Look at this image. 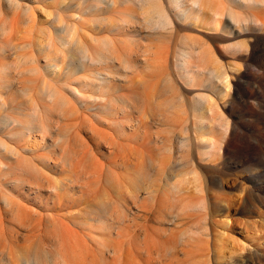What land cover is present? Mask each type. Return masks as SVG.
Instances as JSON below:
<instances>
[{"label": "rangeland", "instance_id": "rangeland-1", "mask_svg": "<svg viewBox=\"0 0 264 264\" xmlns=\"http://www.w3.org/2000/svg\"><path fill=\"white\" fill-rule=\"evenodd\" d=\"M229 1L207 0L214 9ZM145 6L129 0H116L114 7L107 0L98 6L95 0H0V124L15 119L11 133L21 134L16 140L0 130V144L8 145H0V264H18L19 250L37 247L67 250L68 259L92 256L86 263L164 264L171 258L168 264H225L231 244L223 250L217 245L226 240V214L232 224L236 220L240 193L230 182L251 171L253 160L241 155L243 139L264 132V85L257 84H264V72L236 68L245 52L237 45L247 43L246 36L209 29L207 17L176 18L173 30L163 32L155 25L156 8ZM201 54L211 61L204 64ZM211 67L227 71L222 83L229 86ZM101 96L105 100L97 101ZM164 153L180 174L179 193L171 187L167 198L159 188ZM188 158L190 172L184 168ZM33 161L43 168L28 174ZM246 188L264 203V186ZM20 215L35 231L21 228ZM56 221L64 227L62 249ZM102 244H108L105 254ZM142 247L154 257L159 249L172 254L167 249L168 258L159 253L154 260Z\"/></svg>", "mask_w": 264, "mask_h": 264}, {"label": "bare ground", "instance_id": "bare-ground-1", "mask_svg": "<svg viewBox=\"0 0 264 264\" xmlns=\"http://www.w3.org/2000/svg\"><path fill=\"white\" fill-rule=\"evenodd\" d=\"M96 1V6L99 5V3H104L105 0H95ZM131 1L132 3H136V4H139L140 6H143L146 5L145 7H153V8H156V10H154L155 12H157L156 15L158 18H157V21L155 23L156 25V28L158 27V29H162L163 32H166L169 30V32H171L173 29H172V25L174 23L173 20H175L176 18H185V19H189V18H196V19H201L202 17H207L208 22H207V26L209 29H213V30H220V31H226L227 32V29L230 30V34L233 33L235 35H239V36H246L245 38H248V41L247 43H242V44H239L237 45L239 47V50L241 48H244L243 50L245 51L244 53H241L239 54L238 59L239 61L237 62L236 64V68L237 69H244L245 71H259V72H264V0H230L231 2L233 3H236L237 6L240 8L239 10H235V9H232L233 7H230L232 5H230V1L228 2V5L230 6H226L225 8H221V9H214L215 7H212L210 6L211 4H209L207 2V0H129ZM225 2V1H224ZM116 4V0H107V6H111V7H114ZM224 7V6H223ZM238 9V8H237ZM149 12L148 8L146 10V12ZM147 12V14H148ZM193 18V19H194ZM224 18H225V21H224ZM227 18V19H226ZM153 22V21H152ZM177 23V21H175ZM206 24V23H205ZM165 30V31H164ZM171 30V31H170ZM162 33V32H161ZM163 34V33H162ZM164 35V34H163ZM238 37V36H236ZM243 37V38H244ZM238 47L237 50H238ZM235 48V49H236ZM233 49V48H232ZM240 50V51H241ZM202 56L201 57V60L203 61V63H209L211 60H207L208 58H205L203 54H201ZM183 61H185V58L183 59ZM213 64H218V60L216 58H213L212 60ZM215 62V63H214ZM212 64V63H211ZM53 65V64H51ZM208 65V64H207ZM55 66V64L53 65ZM218 66V65H217ZM221 66V64H220ZM219 67V66H218ZM212 69H210V72H215V76L218 80L224 82L223 79L226 78V74H227V71L225 70H220V68H218L219 70H217L216 68H213L211 67ZM223 68V67H222ZM221 68V69H222ZM64 77H65V80H66V84L68 85H71V76H70V72L68 70H65L64 71ZM111 78L109 77H106L104 78L103 80H108V83H110L111 81L109 80ZM224 84V83H222ZM258 89L262 88L263 87V83L261 81H259L258 83ZM225 86H229V82H227L226 84H224ZM69 90V89H68ZM71 92L76 95V91L74 88H70ZM69 90V91H70ZM260 92V90H259ZM258 92V93H259ZM46 95V94H45ZM48 95V96H47ZM47 97H49V99H52L54 97V93L53 92H50V91H47ZM105 100V97L101 96V97H98L97 98V101H104ZM71 104H73L71 101H70ZM63 104L66 105L68 104V101L65 99L63 101ZM260 106H262V103L259 102ZM199 105L198 104H195L194 105V109L197 113V111L199 110L198 109ZM200 108V107H199ZM264 108V106H263ZM203 114H201L198 119L199 120H202L203 119ZM259 119V118H258ZM89 120V119H88ZM90 121V120H89ZM10 124H12V126L16 125V122H15V119H12V120H8L6 119V121L1 125L0 124V130H7L6 133L7 134H10L12 129L10 127ZM91 124V122H90ZM116 124V123H115ZM223 125V124H222ZM92 127V125L90 126ZM95 128V127H93ZM201 128V127H200ZM91 130V128H90ZM93 130V129H92ZM97 132V131H95ZM118 132V131H117ZM92 133V132H91ZM95 135V133H94ZM254 136V134H253ZM9 137H15L16 140H19V138L21 137V134L17 131V130H14L10 135ZM201 137V136H200ZM98 138V137H97ZM96 138V139H97ZM100 138V137H99ZM92 140V139H91ZM253 139H243V144L245 145L244 147V150L242 152V156L243 157H250L253 162L251 163L252 166H251V171H246L249 173V175H240L239 178L237 177L236 180H234L232 183L230 182V186L232 185H238L240 188V193L237 195V199H236V202H235V210H236V213L238 214L236 216V220L234 221V223L232 224V221L230 219V216H229V213H228V207H224L222 208L224 211H226L228 214H226V217H225V228H226V231H222V233L226 236V240H222L219 238V240L221 241V243H218L220 248H225L226 245L228 244H231V247L229 248V250H227L226 253H224V259H225V264H264V203H262V201L260 200V196L256 194H254L253 190H258L260 191L261 188L264 186V132H258V134H256V136H254V140L252 141ZM99 142V141H98ZM2 146V149L3 150H8V145L7 143H2L0 144ZM99 145V144H98ZM208 145L210 146H213V147H216L217 145L212 142L211 144L208 143ZM100 146H103V145H100ZM243 147V146H242ZM26 148V147H25ZM24 148V149H25ZM217 148V147H216ZM110 150V149H108ZM28 151V150H27ZM90 151V150H89ZM91 151H93L91 149ZM113 151V150H112ZM11 153H13L15 155V157L17 158V156H19L18 154V151L17 150H10ZM113 154V153H112ZM22 155V154H21ZM35 157V156H34ZM33 157V158H34ZM15 158V159H16ZM36 158V157H35ZM39 158V157H38ZM37 158V159H38ZM32 160V159H31ZM41 160V159H40ZM42 161V160H41ZM34 162V161H33ZM2 161L0 160V164L2 165ZM35 165H30L29 167H27V169H25V172L28 173V174H32V173H36L39 171V167L40 168H43L42 166L36 164V162H34ZM161 163V164H160ZM160 175H159V181H160V189L162 190V193H163V198L166 197L167 198V195H168V191H170L171 187L174 189V190H178V192L176 193H179V189H178V177H179V173L177 172V167L175 165V163H173L171 160H170V156L166 153H164V155L162 156V159L160 160ZM190 163L192 165V162L191 160L188 158L185 160V163H184V168L187 169L189 172H190ZM4 164V163H3ZM6 165V164H5ZM37 165V166H36ZM1 167V166H0ZM109 167V166H108ZM249 167V166H248ZM247 167V168H248ZM250 168V167H249ZM245 169V168H244ZM47 170V169H46ZM195 170V169H194ZM249 170V169H248ZM245 171V170H244ZM195 172V171H194ZM242 174V173H241ZM45 177V176H44ZM248 181H247V180ZM14 181V180H13ZM18 180H16L17 182ZM20 181V180H19ZM37 182V181H36ZM249 182V183H247ZM20 183V182H19ZM219 184H222V186L224 185L223 184V181H219L218 182ZM37 185V183H35ZM34 184V185H35ZM247 184L249 185V187L251 186V189L253 192L250 191V189L246 188ZM32 187V185H31ZM24 188V187H23ZM170 188V189H169ZM224 188V187H223ZM168 189V190H167ZM225 189L226 190H229V188H227L225 186ZM181 190V189H180ZM263 191V190H262ZM161 192V191H160ZM161 194V193H160ZM165 198V199H166ZM54 199V198H53ZM164 199V200H165ZM57 200V199H56ZM225 201V200H224ZM167 202V201H166ZM264 202V201H263ZM20 203V202H19ZM59 203H61V201H59ZM4 204H7V205H10L8 200H4ZM21 204V203H20ZM58 204V203H57ZM66 204V203H65ZM196 204V203H195ZM54 205V204H53ZM60 205V204H59ZM164 205V204H163ZM228 205V204H227ZM68 206V205H67ZM165 206V205H164ZM195 206V205H194ZM19 207V205H18ZM22 207V206H21ZM19 207V208H21ZM63 207V206H62ZM197 207V206H196ZM85 208V207H83ZM23 209V207L21 208V210ZM67 209V208H66ZM71 211V210H70ZM69 211V214L71 215V212ZM78 211V210H77ZM76 211V213H77ZM80 211V210H79ZM83 211V210H82ZM81 211V212H82ZM86 211V210H85ZM52 212V211H51ZM59 212V211H58ZM79 212V213H81ZM84 212V211H83ZM82 212V213H83ZM39 213H41V218H42V213L43 212H38V214H36V216H40ZM55 213V212H54ZM57 213V212H56ZM65 213V212H64ZM81 213V215H82ZM85 213V212H84ZM48 214H51V213H48ZM63 214V212L61 213ZM87 214V213H86ZM85 214V215H86ZM19 215V214H18ZM21 215H23L21 213ZM20 215V216H21ZM51 215H54V214H51ZM50 215V218L53 217ZM69 215V216H70ZM74 215V214H73ZM84 215V216H85ZM88 215V214H87ZM18 217V222L21 226V228H23L24 230L26 228H28L29 226H33V223L29 222L27 224H30L29 226L26 225V221L24 222V217L21 216V217ZM63 216V215H61ZM66 216V215H65ZM64 216V218H65ZM72 216V215H71ZM91 216V215H90ZM175 216V215H174ZM86 217V216H85ZM89 217V216H88ZM92 217V216H91ZM40 218V219H41ZM48 218V217H46ZM60 218V217H59ZM72 218V217H71ZM84 217H82L83 219ZM87 218V217H86ZM167 218V217H166ZM52 219V218H51ZM51 219L48 220L51 222ZM62 219V217H61ZM69 219V218H68ZM81 219V220H82ZM85 219V218H84ZM56 220H58L60 223H61V220L57 219L56 217ZM75 220V218H73L72 222ZM80 220V221H81ZM87 220V219H86ZM93 220V219H92ZM91 220V222H93ZM173 220V219H171ZM48 221V222H49ZM58 221H56L54 224L58 223ZM65 221V220H64ZM67 221V220H66ZM65 221V224L63 223V225H67ZM70 221V219H69ZM77 221V220H76ZM79 221V220H78ZM83 221V220H82ZM231 221V223H230ZM41 222H42V219H41ZM54 222V221H52ZM51 222V223H52ZM86 222V221H85ZM84 222V224H85ZM90 222V221H89ZM45 223V222H44ZM25 224V226H24ZM35 224H37V222H35ZM39 224V223H38ZM53 224V223H52ZM49 225L50 227H52V230L54 229V225L52 226ZM79 224V223H78ZM82 225V222L80 223ZM87 224V222H86ZM90 224V223H89ZM92 224V223H91ZM90 224V225H91ZM111 226L115 225L112 223H110ZM113 224V225H112ZM235 224H238L239 228H241V234H244V240L246 239L248 242L247 244H249L248 248H245V246L242 244V242H244L243 239H240L239 237H236L234 231H237L236 229L238 228V226L236 225L235 227ZM39 225H42V223H40ZM59 225V224H56V226ZM62 225V224H61ZM61 225H59V229L58 227H56L59 231H56V228L55 230H53V232H55V234L57 232H59L57 234V236H55V240L57 241V243L59 244V246L61 247V249L64 247V245L66 244V242L64 241V236L61 237L64 233H62V230H60L61 228L64 229V227ZM69 225V224H68ZM67 225V226H68ZM88 225V224H87ZM87 225H85L87 227ZM90 225H89V228H90ZM94 225V223L92 224V226ZM37 225H35L36 227ZM46 226L48 227V224H46ZM71 226V225H70ZM74 226L75 225V222H74ZM80 226V225H79ZM78 226V227H79ZM110 226V227H111ZM28 228V232L30 231L31 228ZM34 227V229H35ZM50 227L46 228V229H49ZM84 227V228H86ZM114 227V226H113ZM82 228V227H80ZM92 228V227H91ZM42 229V227H41ZM51 229V228H50ZM69 227L65 230H68ZM109 229V228H108ZM33 230V229H32ZM30 231V232H33V231ZM44 230V229H43ZM88 230V229H87ZM165 230V229H163ZM27 231V230H26ZM38 231V230H37ZM84 231V230H83ZM40 232V228H39V231ZM82 232V231H81ZM165 232V231H164ZM62 235H61V234ZM84 233V232H82ZM54 234V233H53ZM138 234V233H137ZM136 234V235H137ZM259 236H258V235ZM61 235V236H60ZM223 235V236H224ZM141 236V234L139 235ZM221 236V235H220ZM222 236V237H223ZM17 237V236H16ZM63 239V241L61 240V238ZM138 238V237H137ZM224 238V237H223ZM258 239H260L261 241H263L262 243L261 242H258ZM218 240V239H217ZM218 240V241H219ZM163 241V240H162ZM213 241V240H212ZM219 241V242H220ZM63 242L64 245L62 244ZM159 242V241H158ZM167 242H170V241H167ZM109 244V242H107ZM107 244V246H108ZM160 244V243H158ZM157 244V245H158ZM170 244V243H169ZM226 244V245H225ZM246 244V245H247ZM67 245V244H66ZM104 244H102V252H103V249L105 247H107L106 245L103 246ZM142 245V244H141ZM166 246L164 245V242L161 244V246ZM212 245V244H211ZM111 244L109 245V248H110ZM155 246V245H154ZM152 246V247H154ZM160 246V247H161ZM168 246V245H167ZM209 246V244H208ZM67 247V246H66ZM65 247V248H66ZM101 247V245H100ZM113 247V246H112ZM111 247V250H113V248ZM138 247V246H137ZM137 247H135L137 249ZM170 247H172V245H170ZM65 248L63 250H65ZM108 248V247H107ZM145 248V247H144ZM151 248V247H150ZM155 248V247H154ZM163 249V247H161ZM166 248V247H164ZM212 248V246H211ZM99 248H97L98 250ZM101 249V248H100ZM143 249V247L141 248ZM168 251H169V248H167ZM167 249H165L166 251H163L162 250V253H161V249L159 253H161L160 255L161 256H165V255H168L166 254L167 252ZM172 249V248H171ZM170 249V250H171ZM208 249V248H207ZM94 250V249H93ZM92 250V251H93ZM107 250V249H106ZM104 250V252L106 251ZM139 252H140V249L138 248ZM145 250V249H143ZM149 250V249H148ZM173 250V249H172ZM213 250V249H212ZM215 250V249H214ZM220 250V249H219ZM218 250V251H219ZM220 250V252L222 251ZM66 253H68L67 250H65ZM65 251H57V250H53V249H42L40 247H37L35 249H31V250H19L20 252V255H19V259L18 260H14L13 262H19L18 264H94L95 263V258H94V262H92V260H90L91 262H88L86 263V259L88 256V254H85V258L84 259V256L82 255V259H80L79 257H77L76 259L73 257L72 258H67L69 256L72 257V255H68L70 253H68L66 255ZM91 251V252H92ZM110 251V249H109ZM137 251V250H136ZM146 251V250H145ZM144 251V252H145ZM156 251V250H155ZM154 251V252H155ZM157 251H158V246H157ZM226 251V250H225ZM235 251V253L233 254V252ZM72 252V251H71ZM103 252V253H104ZM114 252V251H113ZM112 252V253H113ZM150 252V251H149ZM149 252H145L144 255H148ZM211 252L210 251V246H209V251L206 252V253H209ZM215 252V251H214ZM213 252V253H214ZM217 252V251H216ZM223 252V251H222ZM96 253V252H95ZM100 253V252H99ZM98 253V254H99ZM148 253V254H146ZM159 253H156L155 257L152 256V252H151V255L149 254V256L153 257L154 260L155 258L157 257V255H159ZM205 253V254H206ZM65 254V255H64ZM93 254V253H91ZM105 254V253H104ZM170 254H172V251L170 252ZM211 254V253H210ZM209 254V255H210ZM96 255V254H94ZM100 255V254H99ZM142 255V253H141ZM174 255V254H173ZM208 255V256H209ZM222 255V254H221ZM220 255V256H221ZM67 256V257H66ZM103 256L105 255H102V258H104ZM169 256V255H168ZM168 256L164 257L163 259L165 258H168ZM207 256V255H206ZM212 256H215L212 254ZM219 256V257H220ZM97 257H99L97 255ZM107 257V256H106ZM148 257V256H147ZM159 259H160V256H158ZM172 257V256H170ZM218 257V258H219ZM79 258V259H78ZM90 258V257H88ZM93 257L91 256L90 259H92ZM173 258V257H172ZM214 259V257H212ZM70 259L74 260L73 262L70 261ZM162 259V258H161ZM217 259V256L215 258V260ZM220 259V258H219ZM151 260V259H150ZM174 260V259H173ZM221 260V259H220ZM89 261V260H88ZM105 260H103L104 262ZM153 261V260H152ZM169 261V260H167ZM167 261H164L165 263H167ZM170 261L171 258H170ZM169 261V262H170ZM218 261V259H217ZM102 262V263H103ZM106 262H107V258H106ZM106 262H104L103 264H105ZM154 262V261H153ZM157 262H160L162 264V261H157ZM174 262V261H173ZM172 262V263H173ZM208 262H209V259H208ZM215 262V261H214ZM213 262V263H214ZM220 263V261H218ZM217 262V263H218ZM164 263V264H165ZM170 263V264H172ZM210 263V262H209ZM213 263H210V264H213ZM216 263V262H215ZM95 264H98V262H96ZM107 264V263H106ZM144 264V263H143ZM168 264V263H167Z\"/></svg>", "mask_w": 264, "mask_h": 264}]
</instances>
